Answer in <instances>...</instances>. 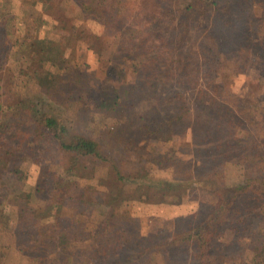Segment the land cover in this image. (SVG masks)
I'll use <instances>...</instances> for the list:
<instances>
[{"label":"rangeland","instance_id":"rangeland-1","mask_svg":"<svg viewBox=\"0 0 264 264\" xmlns=\"http://www.w3.org/2000/svg\"><path fill=\"white\" fill-rule=\"evenodd\" d=\"M133 1L118 9L106 0L104 13L94 15L81 12L78 0H40L36 5L34 0H0V14L10 12L16 24L11 35L0 40V51L8 56L3 64L11 66L14 79H20L22 59L14 40L26 35L37 38L38 29L49 32L51 38L62 37L64 66L56 70L64 74L62 89L65 94L75 89L74 98L85 93L86 100L81 106H65L62 123L73 132L97 139L107 158L78 157L76 162L85 168L67 166L63 162H71V156L61 157V147L49 130L32 131L30 136L38 154L45 153L40 161L26 156L31 152L12 157L13 164L27 173L23 189L39 183L41 198L47 197L58 176L72 183L63 214L57 211L54 215L53 208L42 217L48 218L42 219L46 223L39 222L46 233L54 229V217L61 216L63 226L58 233L65 231L68 236L67 246L41 255L48 264L57 257L64 262L67 254H72L74 264H198L195 245L190 246L193 234H203L197 229L198 222L222 194L230 198L241 191L237 203L242 204L250 194L245 191L248 186L264 183V0H232L230 14L239 18L235 35L213 27L218 19L200 15L206 5L195 2L192 30L185 38L189 52L182 51V56H174L171 38L155 39L157 32L144 26L145 12L138 15ZM59 6L66 9L68 25L58 28L52 24V12ZM168 17L173 19L172 14ZM137 26L140 29L132 38ZM227 36L225 44L216 47L215 42ZM77 75H81L79 81ZM135 83L137 93L120 115L92 111L99 86L110 91L129 89ZM29 86L38 96L46 93V88L35 83ZM46 102H52L49 96ZM50 106L59 108L54 103ZM179 116L172 125L171 119ZM111 165L120 166L130 178L120 183L113 180ZM2 173L0 182L12 180L7 169ZM116 184L123 189L118 210L131 220L113 218L115 226L103 233L110 203L107 198L101 200L102 193L107 196L109 186ZM0 185L7 201L12 189ZM31 204L36 206V198ZM8 209L16 219V207ZM262 216L245 217L242 231L229 223L217 230V251L226 253L221 264H243L256 254L262 259ZM139 232L141 240H136L133 237ZM29 257L10 248L2 260L5 264H40Z\"/></svg>","mask_w":264,"mask_h":264},{"label":"trees","instance_id":"trees-1","mask_svg":"<svg viewBox=\"0 0 264 264\" xmlns=\"http://www.w3.org/2000/svg\"><path fill=\"white\" fill-rule=\"evenodd\" d=\"M42 1L45 3L47 0ZM105 1L106 0H78V6L83 13L89 12L98 15L99 13H104ZM110 1L114 7L117 6L118 9L122 7L126 1L129 2V0ZM201 1H203L206 6L205 9L201 10L200 15L202 14L208 18L213 16L214 20L218 19L214 22L213 27H223L225 33L231 30L233 31L232 35H235L239 18L233 17L230 14L232 11V0H190L189 2H187V0H134L133 2L138 6V15L145 12V16L143 17L144 21L142 22L144 26L150 27L157 32L154 36L157 37L155 39L161 41L164 38H171L173 42L172 50L175 51L174 56H182V51L186 50V53L189 52L185 48L188 47L185 38L190 37V31L192 30L191 19L193 13L196 11V3L199 4ZM39 2L40 0H34L35 5ZM144 9L147 10L144 11ZM65 10L63 6H59L52 12L54 17L52 21L53 26H58L59 28L60 26L65 27L68 25ZM161 12L162 16L160 17L159 15ZM9 13L0 14V40L11 35V32L14 30L13 26L16 25L13 22L15 18ZM223 13L227 14L224 15L225 18L222 17ZM169 14L173 15V19L168 17ZM150 15H153V17ZM139 19L141 18L138 17L137 20ZM42 21L45 20L42 19ZM211 28L212 27L209 28V31ZM137 29L139 30L140 27L137 26L136 29L134 28L133 32L130 34L132 38L135 36ZM37 34V38L26 35L19 36L14 40L22 59V64L20 68H18L21 75L20 79H14L15 74L11 66L3 64V61L8 60V56L5 55L7 52L0 51V174H3L2 172L5 171V169L12 173V180L6 179L0 182V184L3 183L4 185L5 183V185H9L11 187L10 189H12L10 192L8 190L6 191V193L9 192V194H11L6 201L3 198L5 193L1 190L0 185V264H5L2 259L4 255H7L10 248L19 249L28 254L31 256L28 258H31V261L36 260L40 264H48L47 261L44 260L46 256H41L42 254L49 249L53 251V248L55 247L56 249L59 245H68L67 232L61 231L58 233V229L63 226L60 225L61 216L56 215L54 217L56 225L53 230L46 233L41 230L39 222L41 220L43 224L46 223V221L44 222L42 219L48 220V218L42 217L44 215L47 216L49 210L51 211L53 208H56L53 213L54 215L57 211H59L61 215L63 214L62 208L65 206L68 200L67 198H71L68 191L72 183L67 180V178L58 176L55 178L47 197L41 198L39 194L41 191L39 183L31 189H23L27 173L23 168H19V166L13 164L14 160L12 157L16 155L20 158L21 155H24L23 152H31L26 156L28 158L35 157L34 159H38L37 161H40L42 156L45 155L44 151L38 154L35 146L32 144L34 143L33 140H30L32 131L43 133L49 130L53 132L61 147V157L66 156V154H70L71 156V162H63L67 164V166L74 165L76 169L81 167L85 168L84 164L80 165L81 162H76L78 157L92 156L103 160L107 159L103 145L97 139L92 136L73 132L62 123L61 117L64 113L62 109L69 104H80V106L86 104L85 93L80 97L74 98L73 95L75 94L73 93L75 89L72 91L69 89L66 91V94L65 89H62L65 83L64 74L63 72L62 74L56 72V70L59 68L62 69L64 66L66 47L63 44L62 37L51 38L48 36L49 32H42L40 29H38ZM211 36L212 38L216 37L214 34ZM229 37L230 36L223 37L221 42L220 39L218 42L215 40L216 47L224 45L225 40ZM198 51L202 53L200 50ZM80 76L81 75L75 76L76 81L80 80ZM68 78L69 80L71 79L70 77ZM29 83H35L37 86L46 88V93L42 95L40 92L38 96V91L31 88ZM136 86L135 83L131 85L129 89L116 87L110 91L102 89L99 86L98 90L100 91V95L95 97L92 111L94 113H105L109 116L112 114L116 116L120 115L122 109L127 106L131 95L135 94L134 91L136 92L137 90ZM22 87L24 90H20ZM48 96L52 102H46ZM50 103L59 105V108L57 109V106H50ZM182 107L184 106L182 105ZM86 109L88 108L86 107ZM9 114L19 117L20 121H12ZM3 117L4 120L2 119ZM180 117L181 116L174 117L175 119L173 120L171 119V122H173L172 125H174ZM124 119L128 120V118ZM30 144L32 146H29ZM111 174L113 180H119V183L130 178V175L117 165L112 166ZM116 185L109 186L107 196L106 193H102L101 200L103 201L107 198V201L110 203L107 216L105 217L106 221L104 222L105 228L103 233L109 230L108 227L111 228L115 226L116 221L113 220V218H120L121 221H126V219L131 220L124 211L119 212L118 210L123 200L120 196V190L123 189L122 184ZM86 186L85 188L87 189L89 186ZM245 191L250 194L246 197L247 201L242 204L237 203L241 191L235 192L230 198H226V196L222 194L218 202L213 204L212 210L207 216L198 222L197 229L202 230L203 234H197V236L193 234L190 244L191 247L195 245V257L201 261L198 264H221L224 260L226 253L217 251L216 247V242L220 241V235L217 233L219 228L229 223L232 225V229H240L242 231L244 229L242 225L246 223L245 217L250 215L258 217L263 215L262 217L264 218V183L260 182L258 185L248 186ZM33 198H36V206L35 204H31ZM259 203L262 205L258 206ZM10 205L16 207V219H13V215L8 209ZM242 212L245 214L235 218L236 214ZM186 232L187 231L184 233ZM188 233L191 234L190 232ZM24 238H26V243L24 242ZM133 238L141 240L140 232ZM19 240L21 241L19 242ZM175 240L176 238H173L170 241V245L173 244L172 241ZM238 240L239 239L233 242L238 243ZM121 246H125V244H121ZM262 248V254L264 255V245ZM63 251L65 252L66 249H63ZM259 256L260 254H256L251 257L249 261H243V264H262L264 256H262V259H259ZM87 259H90V256H88ZM102 263L101 261V264ZM51 264H74V258L72 259V254H67L64 258V262H58L57 257Z\"/></svg>","mask_w":264,"mask_h":264}]
</instances>
